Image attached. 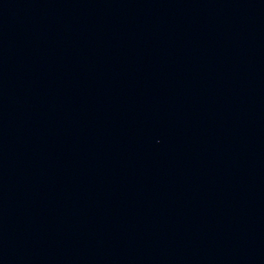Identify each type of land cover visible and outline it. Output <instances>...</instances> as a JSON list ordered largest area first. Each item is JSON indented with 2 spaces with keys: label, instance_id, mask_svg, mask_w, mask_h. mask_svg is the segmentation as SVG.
<instances>
[{
  "label": "water",
  "instance_id": "water-1",
  "mask_svg": "<svg viewBox=\"0 0 264 264\" xmlns=\"http://www.w3.org/2000/svg\"><path fill=\"white\" fill-rule=\"evenodd\" d=\"M0 264H264V0H0Z\"/></svg>",
  "mask_w": 264,
  "mask_h": 264
}]
</instances>
